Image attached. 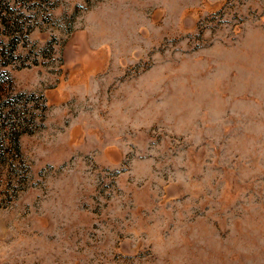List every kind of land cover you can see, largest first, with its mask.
<instances>
[{
  "label": "rangeland",
  "instance_id": "obj_1",
  "mask_svg": "<svg viewBox=\"0 0 264 264\" xmlns=\"http://www.w3.org/2000/svg\"><path fill=\"white\" fill-rule=\"evenodd\" d=\"M0 264H264V0H0Z\"/></svg>",
  "mask_w": 264,
  "mask_h": 264
}]
</instances>
